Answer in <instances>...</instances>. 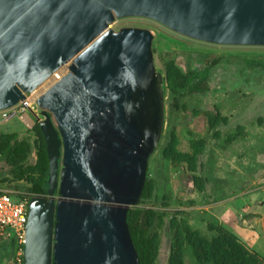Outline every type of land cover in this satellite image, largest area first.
<instances>
[{"label": "water", "instance_id": "95a60500", "mask_svg": "<svg viewBox=\"0 0 264 264\" xmlns=\"http://www.w3.org/2000/svg\"><path fill=\"white\" fill-rule=\"evenodd\" d=\"M142 17L217 45L264 46V0H0V111L36 98L47 194L31 195L24 264H140L127 222L161 140L162 76Z\"/></svg>", "mask_w": 264, "mask_h": 264}, {"label": "rangeland", "instance_id": "374dc122", "mask_svg": "<svg viewBox=\"0 0 264 264\" xmlns=\"http://www.w3.org/2000/svg\"><path fill=\"white\" fill-rule=\"evenodd\" d=\"M111 28H141L153 34L165 121L148 163L149 197L138 207L156 213L148 226L154 264H171L176 227L196 241L211 242L217 236L214 230L224 228L214 216L215 206L264 186V68L247 62L264 60V46L206 43L142 17L115 19ZM67 72V66L58 71L32 99ZM189 77L201 81L204 91L178 92ZM37 124L35 118L29 124L13 119L0 125V139L12 136L18 159L13 166L8 154L0 155V189L27 192L30 179L40 176ZM7 252L0 251V264H8ZM183 264H199L188 244Z\"/></svg>", "mask_w": 264, "mask_h": 264}, {"label": "trees", "instance_id": "16d2710c", "mask_svg": "<svg viewBox=\"0 0 264 264\" xmlns=\"http://www.w3.org/2000/svg\"><path fill=\"white\" fill-rule=\"evenodd\" d=\"M251 65H260L264 68V60L253 62L247 61ZM204 87L201 81L189 77L184 86L178 89V92L185 94L187 92H203ZM34 130L40 138V158L43 162L42 172L37 179H30L31 185L27 193L46 194L45 181L49 174V163L46 149V142L42 135L40 125L37 124ZM11 135H4L0 139V155L8 154L11 164L17 166V156L11 146ZM21 171V167L18 168ZM148 172V169H147ZM150 187L146 176L145 185L139 202L128 212L127 222L130 229L133 245L137 251L140 264H154L155 255L153 253L152 239L148 232L150 220L155 217L153 210L141 209L138 205L142 200L149 197ZM217 234L211 242L196 241L188 232H184L176 227L174 249L171 264H183L184 246L188 244L199 264H264V258L255 252L248 250L244 244L231 232L225 228L214 230ZM7 260L10 264L15 250L13 242L6 247Z\"/></svg>", "mask_w": 264, "mask_h": 264}, {"label": "built area", "instance_id": "2783aa9c", "mask_svg": "<svg viewBox=\"0 0 264 264\" xmlns=\"http://www.w3.org/2000/svg\"><path fill=\"white\" fill-rule=\"evenodd\" d=\"M54 76L58 77L56 74ZM32 96L27 97L12 108L1 110L0 125L13 119L24 120L29 124L36 118L39 122L41 109L37 105L36 99H32ZM30 198L31 195L27 192L0 189V251L6 248L9 243H14L15 250L10 264H24V245Z\"/></svg>", "mask_w": 264, "mask_h": 264}, {"label": "crops", "instance_id": "0c3cea01", "mask_svg": "<svg viewBox=\"0 0 264 264\" xmlns=\"http://www.w3.org/2000/svg\"><path fill=\"white\" fill-rule=\"evenodd\" d=\"M220 225L264 258V186L215 206Z\"/></svg>", "mask_w": 264, "mask_h": 264}, {"label": "flooded vegetation", "instance_id": "af4514ba", "mask_svg": "<svg viewBox=\"0 0 264 264\" xmlns=\"http://www.w3.org/2000/svg\"><path fill=\"white\" fill-rule=\"evenodd\" d=\"M46 185V184H45ZM46 194H47V189H48V186L46 185ZM34 194H40V193H32V194H30V195H34ZM46 194H43V195H46Z\"/></svg>", "mask_w": 264, "mask_h": 264}]
</instances>
